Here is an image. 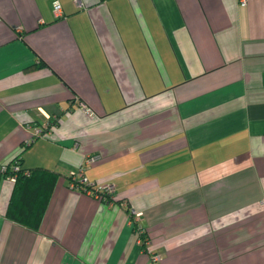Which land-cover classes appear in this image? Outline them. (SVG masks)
Masks as SVG:
<instances>
[{
  "label": "crops",
  "instance_id": "0c3cea01",
  "mask_svg": "<svg viewBox=\"0 0 264 264\" xmlns=\"http://www.w3.org/2000/svg\"><path fill=\"white\" fill-rule=\"evenodd\" d=\"M54 1L0 0V163L59 173L38 230L0 177V264H147L133 210L161 264H264V0Z\"/></svg>",
  "mask_w": 264,
  "mask_h": 264
},
{
  "label": "trees",
  "instance_id": "16d2710c",
  "mask_svg": "<svg viewBox=\"0 0 264 264\" xmlns=\"http://www.w3.org/2000/svg\"><path fill=\"white\" fill-rule=\"evenodd\" d=\"M41 63L46 64L44 61ZM25 148L7 161L8 169L5 173H0V177H7L11 173H14L10 166L17 159L21 165V169L15 172V186L9 202L7 216L38 230L47 210L59 173L43 167H33L31 169L23 167L21 159ZM72 177L70 175L69 182ZM111 200H113V197L108 201L111 202Z\"/></svg>",
  "mask_w": 264,
  "mask_h": 264
},
{
  "label": "built area",
  "instance_id": "2783aa9c",
  "mask_svg": "<svg viewBox=\"0 0 264 264\" xmlns=\"http://www.w3.org/2000/svg\"><path fill=\"white\" fill-rule=\"evenodd\" d=\"M78 3H81V0H75ZM241 2L245 3L246 0H241ZM54 12L58 15L60 14L62 10V4L60 1L56 0L54 1ZM38 131L37 133H39ZM35 137H32L30 139H27L26 144L29 145ZM94 158L92 157H87L85 160L86 162H91L93 161ZM11 169L14 171V173H11L9 178L15 180L16 179V173L18 170L21 169V165L19 164L18 160L16 159L12 164H11ZM8 169V163L3 162L0 163V173H5ZM28 172V170H26ZM72 178L70 179V185L73 188H82L86 193L91 194L101 200L108 201L110 198L113 197V193L115 192V185L113 183H103V184H94L89 180L87 175L85 174V168L84 166H81L77 171H75L72 174ZM134 212V217L133 220L135 219V231L137 233V241L143 245V250L149 253V260L147 264H161L160 262V255L158 252H156L150 244L148 238L145 236V229L143 226L138 222L139 219L141 218V212L135 211ZM138 220V221H137Z\"/></svg>",
  "mask_w": 264,
  "mask_h": 264
}]
</instances>
